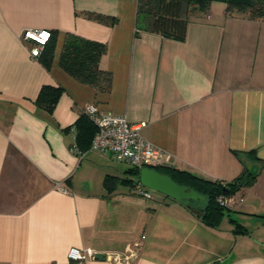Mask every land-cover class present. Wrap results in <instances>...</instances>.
<instances>
[{
  "label": "crops",
  "instance_id": "obj_1",
  "mask_svg": "<svg viewBox=\"0 0 264 264\" xmlns=\"http://www.w3.org/2000/svg\"><path fill=\"white\" fill-rule=\"evenodd\" d=\"M136 20L137 0H0V264H73L71 247L120 251L141 235L134 264H264V21L224 1L191 17L183 39ZM27 29L53 35L48 63ZM68 34L104 44L108 90L60 66ZM44 85L60 89L51 110L37 102ZM88 104L141 124L164 166L222 183L257 176L207 225L183 202L136 194L131 166L85 136L78 149L72 126Z\"/></svg>",
  "mask_w": 264,
  "mask_h": 264
},
{
  "label": "trees",
  "instance_id": "obj_2",
  "mask_svg": "<svg viewBox=\"0 0 264 264\" xmlns=\"http://www.w3.org/2000/svg\"><path fill=\"white\" fill-rule=\"evenodd\" d=\"M212 0H137V25L147 31L156 32L174 39H183L187 25L194 15L207 13ZM226 11L246 16L249 19L264 21V0H223ZM98 20L107 21V16L92 14ZM51 34V32H50ZM54 46L53 35L45 42L39 54L46 63L50 60ZM104 44L90 41L80 36L68 34L64 40L59 57L60 66L80 82L94 86L98 90H108L111 84V73L100 67V57L104 52ZM60 89L44 85L40 89L37 102L45 109L51 110L57 102ZM75 132V143L82 151L81 139L85 136L86 144L90 146L95 132V126L88 116L82 115L72 126ZM259 161L258 158H256ZM262 161V160H261ZM169 175L178 184L185 185L204 196V200H191L186 205L195 210L200 219L210 226L217 225L228 208L217 200L219 196H231L239 188L249 186L257 176V171L244 168L233 180L222 183L211 180L186 170L169 166L156 168ZM133 174L138 169L131 167ZM138 180H130L132 186ZM105 181L106 185L109 183ZM226 190L225 193L223 191ZM194 203L201 204L198 207Z\"/></svg>",
  "mask_w": 264,
  "mask_h": 264
},
{
  "label": "built area",
  "instance_id": "obj_3",
  "mask_svg": "<svg viewBox=\"0 0 264 264\" xmlns=\"http://www.w3.org/2000/svg\"><path fill=\"white\" fill-rule=\"evenodd\" d=\"M46 35V38L44 37ZM22 37L33 40L34 46L30 52L38 56L45 42L50 38V31L27 29ZM40 40H43L41 43ZM85 113L95 126V132L90 147L101 152H109L118 161H123L131 167L157 168L167 164L170 155L146 140L140 133L141 124H131L124 115L101 112L94 104L85 107ZM134 192L144 198H152V190L142 185L138 180L133 185ZM219 203L230 208L234 201L233 195L219 196ZM145 235L128 244L120 251H97L90 247H71L67 256L73 264H87L92 259H105L111 264H134Z\"/></svg>",
  "mask_w": 264,
  "mask_h": 264
},
{
  "label": "water",
  "instance_id": "obj_4",
  "mask_svg": "<svg viewBox=\"0 0 264 264\" xmlns=\"http://www.w3.org/2000/svg\"><path fill=\"white\" fill-rule=\"evenodd\" d=\"M138 181L148 189L162 193L184 204L191 200L203 201L205 199L195 190L178 184L169 175L155 168L141 167L138 170ZM225 192L226 190L223 191V193Z\"/></svg>",
  "mask_w": 264,
  "mask_h": 264
},
{
  "label": "rangeland",
  "instance_id": "obj_5",
  "mask_svg": "<svg viewBox=\"0 0 264 264\" xmlns=\"http://www.w3.org/2000/svg\"><path fill=\"white\" fill-rule=\"evenodd\" d=\"M212 1H215V2H220V1H223V0H212ZM152 194H159L157 191H154V190H152ZM201 204H199V203H194V206L195 207H198V206H200Z\"/></svg>",
  "mask_w": 264,
  "mask_h": 264
},
{
  "label": "snow or ice",
  "instance_id": "obj_6",
  "mask_svg": "<svg viewBox=\"0 0 264 264\" xmlns=\"http://www.w3.org/2000/svg\"><path fill=\"white\" fill-rule=\"evenodd\" d=\"M46 35H47V34H44V37H45V38H46ZM40 42L42 43V42H43V40H40Z\"/></svg>",
  "mask_w": 264,
  "mask_h": 264
}]
</instances>
